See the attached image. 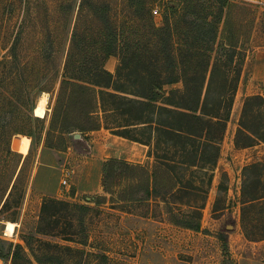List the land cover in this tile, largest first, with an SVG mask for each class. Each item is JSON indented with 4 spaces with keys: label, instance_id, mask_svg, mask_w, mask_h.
Returning <instances> with one entry per match:
<instances>
[{
    "label": "rangeland",
    "instance_id": "1",
    "mask_svg": "<svg viewBox=\"0 0 264 264\" xmlns=\"http://www.w3.org/2000/svg\"><path fill=\"white\" fill-rule=\"evenodd\" d=\"M235 1L245 9L242 18L247 13L245 19H254L255 25L212 185L205 184L202 197L185 198V203L194 205L205 201L201 234L159 225L163 232L155 238L154 231L144 229V218L168 222L162 204L153 200L119 204L102 187L107 161L141 160L138 146L130 141L124 146L107 130L72 134L65 151L46 147L45 138L68 55H74V64L87 68L96 63L101 40L94 35L103 27L101 13L110 23L127 27L123 43L145 46L152 41L146 53L148 60H155L163 54L161 45H153L158 35L150 22L163 26L161 7L154 4L142 23V12L135 13L130 0H0V264H11L9 253L16 244L24 245L38 264L25 239L31 240L45 264H264V200L245 210L242 204L243 189L247 199L264 196V138L247 146L249 140L239 134L244 106L254 96L262 100L250 103L244 124L253 133L264 130V0ZM197 5L179 19L175 44L194 42L186 20L206 17ZM76 32L78 37L73 38ZM220 44L219 37L213 55L226 59ZM118 62L111 57L106 69L115 72ZM168 66L166 60L160 64L171 76ZM165 88L178 89L182 84ZM42 90L48 94L43 110L38 106ZM28 132L32 137L22 134ZM101 196L107 201L97 204ZM48 199L73 206L58 205L53 218L42 213ZM8 222L16 225L13 236L6 235ZM204 246L206 259L200 251Z\"/></svg>",
    "mask_w": 264,
    "mask_h": 264
},
{
    "label": "trees",
    "instance_id": "2",
    "mask_svg": "<svg viewBox=\"0 0 264 264\" xmlns=\"http://www.w3.org/2000/svg\"><path fill=\"white\" fill-rule=\"evenodd\" d=\"M130 1L129 6L135 8V13L142 12V23H146L143 16L152 12L154 4L161 7L163 26L155 27L150 22V29L158 35L153 39V45H161L163 57L147 59L146 50L152 41L145 46L141 42L137 45L123 43L127 27L110 23L101 13L103 27L98 28L94 35L101 40V46L97 48L100 52L95 56L96 63L94 67L87 68L83 63L74 64V55H68L45 146L65 151L70 135H85L102 129L147 146L148 160L145 163L116 158L107 161L102 180L105 194L119 204L148 203L153 200L163 205L168 223L199 232L205 201L194 205L185 203V198L202 197L207 192L203 189L205 184L209 187L212 185V174L217 167L221 143L231 119L255 20L247 18V21V13L242 18L245 9L235 0ZM195 4L204 9L206 17L197 20L194 16H188L186 20L188 36L194 42L175 44L174 32L176 30L178 35L179 19ZM94 15L99 13L95 12ZM142 27L137 28L141 30ZM77 37L76 32L73 38ZM219 37L226 59L213 55V44ZM111 57L119 60L114 73L106 69V62ZM163 60L168 62L169 66L165 69L170 68L171 76L167 75L169 71L165 73L161 70ZM179 82L182 88H165ZM254 99L262 100L259 96L248 98L239 129V134H244L249 140L247 146L254 145L258 137L264 138V130L253 133L244 124ZM110 117L114 118V123L109 121ZM29 120L32 118L29 117ZM22 134L33 135L29 132ZM205 177L208 178L205 179L207 183ZM15 188L16 183L13 190ZM246 194L243 189L244 210L250 206L256 207L257 201L264 200V196L247 199ZM107 198L101 196L97 204L106 202ZM58 205H65L68 209L73 206L48 199L42 205V213H50L54 218L56 213L53 210ZM77 207L82 211L87 210L86 207ZM24 242L35 261L45 264V258L35 252L31 240L25 239ZM63 249L71 250L70 247ZM9 255L11 264H34L22 244L13 245ZM0 258L3 255L0 254Z\"/></svg>",
    "mask_w": 264,
    "mask_h": 264
},
{
    "label": "crops",
    "instance_id": "3",
    "mask_svg": "<svg viewBox=\"0 0 264 264\" xmlns=\"http://www.w3.org/2000/svg\"><path fill=\"white\" fill-rule=\"evenodd\" d=\"M114 73V72H113ZM102 130H105V129H102ZM95 132H97V131H95ZM92 133H94V132H92ZM112 136H115V135H113L112 134ZM116 137H118V136H116ZM120 138V140H122V144L124 145V146H128V143L127 142H129L130 141V143L129 144H132V146H138V148H139V151H141V156L143 157L141 160H136V161H131V163H145L147 160H148V157H147V153H148V147L147 146H145V145H142V144H139V143H136V142H133V141H131V140H128V139H125V138H121V137H119ZM131 146V145H130ZM131 146V148H133ZM127 161V160H126ZM130 162V161H129ZM145 220H144V229L147 231V232H149L150 233V231H154L156 234L154 235V237L156 238V237H159L160 238V233H162L163 231L161 230V228L159 227V225H161V226H170V227H174V228H177V229H180V230H183V231H191V230H187V229H183V228H179V227H176V226H174V225H172V224H170V223H168V222H161V221H156V220H153V219H149V218H144ZM153 232V233H154ZM191 232H194V231H191ZM195 233H197V234H201V232H195ZM149 237V236H148ZM241 237H242V235H241ZM155 241H159V240H156L155 239ZM174 242H175V240H174ZM150 246V245H149ZM151 247V246H150ZM149 248V247H148ZM149 250V249H148ZM207 247L206 246H204V247H202V248H200V251H201V255L202 256H205V259L206 258H208V252H207ZM145 251H146V249H145ZM195 258V261L197 260V256L196 257H194Z\"/></svg>",
    "mask_w": 264,
    "mask_h": 264
},
{
    "label": "bare ground",
    "instance_id": "4",
    "mask_svg": "<svg viewBox=\"0 0 264 264\" xmlns=\"http://www.w3.org/2000/svg\"><path fill=\"white\" fill-rule=\"evenodd\" d=\"M47 104H48V94L42 93V95L39 98V103H38L39 109L43 110L44 108H46ZM19 147L20 145L18 146V148ZM15 228H16V225L14 223L8 222L6 224V235L13 236L15 233Z\"/></svg>",
    "mask_w": 264,
    "mask_h": 264
},
{
    "label": "built area",
    "instance_id": "5",
    "mask_svg": "<svg viewBox=\"0 0 264 264\" xmlns=\"http://www.w3.org/2000/svg\"><path fill=\"white\" fill-rule=\"evenodd\" d=\"M157 14V11H154ZM68 184L67 179L62 180V185L66 186Z\"/></svg>",
    "mask_w": 264,
    "mask_h": 264
},
{
    "label": "water",
    "instance_id": "6",
    "mask_svg": "<svg viewBox=\"0 0 264 264\" xmlns=\"http://www.w3.org/2000/svg\"><path fill=\"white\" fill-rule=\"evenodd\" d=\"M77 137H80V135H76Z\"/></svg>",
    "mask_w": 264,
    "mask_h": 264
}]
</instances>
